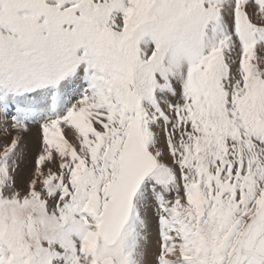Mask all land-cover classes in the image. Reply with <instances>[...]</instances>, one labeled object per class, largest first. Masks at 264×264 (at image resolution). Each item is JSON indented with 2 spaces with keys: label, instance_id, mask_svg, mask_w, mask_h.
I'll return each instance as SVG.
<instances>
[{
  "label": "snow or ice",
  "instance_id": "1",
  "mask_svg": "<svg viewBox=\"0 0 264 264\" xmlns=\"http://www.w3.org/2000/svg\"><path fill=\"white\" fill-rule=\"evenodd\" d=\"M0 264H264V0H0Z\"/></svg>",
  "mask_w": 264,
  "mask_h": 264
}]
</instances>
